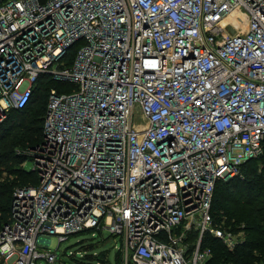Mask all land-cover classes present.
I'll list each match as a JSON object with an SVG mask.
<instances>
[{
	"label": "built area",
	"instance_id": "built-area-1",
	"mask_svg": "<svg viewBox=\"0 0 264 264\" xmlns=\"http://www.w3.org/2000/svg\"><path fill=\"white\" fill-rule=\"evenodd\" d=\"M40 81L62 90L0 264H52L51 237L90 230L121 238L123 264H211L210 231L243 242L211 209L264 153V0H0V124Z\"/></svg>",
	"mask_w": 264,
	"mask_h": 264
},
{
	"label": "trees",
	"instance_id": "trees-1",
	"mask_svg": "<svg viewBox=\"0 0 264 264\" xmlns=\"http://www.w3.org/2000/svg\"><path fill=\"white\" fill-rule=\"evenodd\" d=\"M51 87L62 90L58 83L47 82L43 85L40 81L30 105L12 111L7 120L0 124V168H7L6 174L18 175L12 168L9 169V165H23L28 157L24 152L42 142ZM256 159L263 160L261 167L256 164L248 166ZM256 159L242 167V176L227 182L220 181L216 185L211 209L213 224L233 235L242 234L243 242L235 250L229 251L221 240L205 237L204 246L213 252L211 264H264V153ZM19 170L20 176H25L28 181L16 187L37 183L32 172L23 168ZM11 183L7 177L0 181V230L9 221L12 194L16 188L12 191ZM206 240L211 244L207 245ZM121 261L122 256L118 253L116 262L121 264Z\"/></svg>",
	"mask_w": 264,
	"mask_h": 264
},
{
	"label": "rangeland",
	"instance_id": "rangeland-1",
	"mask_svg": "<svg viewBox=\"0 0 264 264\" xmlns=\"http://www.w3.org/2000/svg\"><path fill=\"white\" fill-rule=\"evenodd\" d=\"M229 32H232V30L229 29ZM135 120L136 122H139V118L137 116L135 117ZM254 165L261 167L263 165V160L256 159L248 164V166ZM9 166V169L12 168L18 175H8L6 174V170H8L7 168H0V181H3L6 177L11 180V188L13 191L17 185H22V183L28 181L25 176H20L19 169L23 168L30 171L32 170V164L30 162H24L23 165L13 163V165L10 164ZM216 229H218L217 226L213 224L211 226V230ZM205 237L213 238L214 236L210 231ZM206 244L210 245L211 243L206 240ZM57 247L58 239L56 237H51L48 247L45 248L50 249L52 252L57 254L56 261L52 264H118L116 262V257L117 254L120 253L122 240L120 237L111 236L107 231L99 233L97 231L90 230L70 236L66 241L62 242L58 248ZM41 263L51 264L44 260H42ZM123 263L124 262L121 261V264ZM38 264H40V262Z\"/></svg>",
	"mask_w": 264,
	"mask_h": 264
}]
</instances>
